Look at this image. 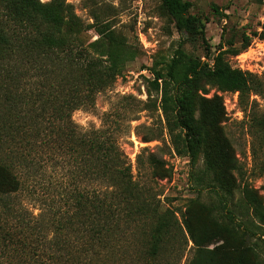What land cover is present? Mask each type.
I'll return each instance as SVG.
<instances>
[{"label": "trees", "instance_id": "1", "mask_svg": "<svg viewBox=\"0 0 264 264\" xmlns=\"http://www.w3.org/2000/svg\"><path fill=\"white\" fill-rule=\"evenodd\" d=\"M160 7L181 38L171 56L156 53L143 65L151 74L147 99L123 95L100 127L83 129L74 111L95 108L97 94L142 53L116 29L115 7L93 0V21L85 23L67 0H0V264H163L190 241L188 264H264V196L243 181L218 94L239 92L258 157L264 111L251 95L264 98V75L233 66L229 55L264 40V29L232 36L213 51L192 1L161 0ZM212 10L229 17L217 4ZM89 30L96 39L82 37ZM200 40L203 56L185 49ZM145 110H162L171 147L190 162L193 190L213 195L211 202L191 198L181 218L163 207L150 180L137 179L121 144L133 129L144 142L163 134L132 126ZM49 160L71 164L88 186L58 200L37 182ZM145 165L156 182L172 176V166L147 146L136 155L139 172Z\"/></svg>", "mask_w": 264, "mask_h": 264}, {"label": "rangeland", "instance_id": "2", "mask_svg": "<svg viewBox=\"0 0 264 264\" xmlns=\"http://www.w3.org/2000/svg\"><path fill=\"white\" fill-rule=\"evenodd\" d=\"M49 1V0H42ZM75 7L76 13L85 23L93 21L90 5L93 0H67ZM98 3L111 4L116 11V29L124 33L129 41L139 45L142 50L141 55L130 63L124 74L119 76L112 86L102 90L97 94L96 106L93 109H78L73 113V120L83 129L90 127H100L102 124V114L109 111L121 96L134 95L139 99L146 100L147 81L151 74L143 65H151L156 53H163L168 57L172 55L175 47L180 41L181 35L176 31L171 18L166 15L161 7V0H95ZM194 3L193 13L201 15L206 21V40L213 51L218 48L221 41H225L232 36L240 38L245 31L264 29V3L255 0H190ZM212 4H217L228 18H220L213 10ZM223 36V39H222ZM88 40L97 38L93 30L82 34ZM205 43L197 41L194 44L185 43L187 51L203 56L206 52ZM205 59V57H203ZM229 60L233 66L242 70L250 71L257 75H264V40L254 38L251 45L238 55H229ZM216 92L212 88L207 96H212ZM224 97V106L227 119L223 122L224 129L231 139L238 158L242 165L243 181H248L264 196V149L258 152V157L253 155V138L246 118V111L239 101V92H219ZM153 97L159 98L156 92ZM255 99L254 108L258 112L264 111V98L259 94H252L251 100ZM137 125L154 126L163 134L159 139L149 142L141 140L134 129L129 136L121 139V144L133 163L134 174L137 179L150 180L154 191L161 193L160 199L163 207L170 206L175 209L177 216L181 218L182 212L191 198L196 196L204 202L213 201L212 193L203 190L199 195L190 182L189 171L191 168L187 157L175 153L171 147L169 135L165 126L162 110H145L139 114L137 120L132 121V126ZM143 132L146 130L142 129ZM147 146L157 155L167 160L172 166V176L152 180L148 167L145 165L139 172L136 168V155L141 147ZM198 165H202L199 158ZM76 169L64 160L58 163H51L49 160L44 169L42 177L37 182H42L48 190L56 194L58 200L64 201L65 194L78 187L85 188L88 182L81 177L75 178ZM241 175V174H240ZM238 175V180L242 176ZM41 189V187H40ZM237 191V197L240 196ZM61 195V196H60ZM25 198V197H24ZM27 198V197H26ZM27 200V199H26ZM24 200L25 202H27ZM190 241L188 245L184 242L176 250L168 255L165 264H188L193 256L194 248ZM211 244L209 247H214ZM163 263V264H164Z\"/></svg>", "mask_w": 264, "mask_h": 264}]
</instances>
